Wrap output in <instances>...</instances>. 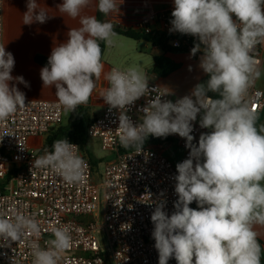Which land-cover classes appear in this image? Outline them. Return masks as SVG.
I'll return each instance as SVG.
<instances>
[{"label":"clouds","instance_id":"obj_1","mask_svg":"<svg viewBox=\"0 0 264 264\" xmlns=\"http://www.w3.org/2000/svg\"><path fill=\"white\" fill-rule=\"evenodd\" d=\"M89 3L63 0L58 5L68 17H80L81 26L70 29L68 39L53 47L40 71L43 85L55 87L58 102L70 113L89 102L104 72L101 42L110 47L119 35L112 23L95 15L81 16ZM117 6V0L96 4L105 16ZM26 7L23 24H42L50 18L37 0H27ZM171 15L170 31L198 39L191 54L203 52L199 66L207 81L175 103L157 94L143 108L139 124L126 113L128 106L148 95L146 73L137 66L112 68L105 75L108 87L103 94L109 109L120 112L122 148H135L138 154L149 136L178 134L190 149L189 158L176 165L175 211L169 215L165 202H160L151 214L158 264H168L171 258L177 264H261L264 248L255 225H264V126L257 128V113L247 94L260 76L252 53L264 43V0H174ZM14 66L13 54L0 44V121L27 105L25 93L10 86L15 80L30 87L22 76L11 75ZM198 113L200 127L211 131L200 135L197 146L191 133ZM51 147L33 165L51 169L69 185L85 182L88 165L77 145L64 138L54 140ZM194 201L198 208L190 207ZM26 235L41 236L35 218L16 210L11 217L0 215V246ZM51 237L46 247L33 243V264H58L60 255L73 245L66 226L53 227Z\"/></svg>","mask_w":264,"mask_h":264},{"label":"built area","instance_id":"obj_2","mask_svg":"<svg viewBox=\"0 0 264 264\" xmlns=\"http://www.w3.org/2000/svg\"><path fill=\"white\" fill-rule=\"evenodd\" d=\"M148 1L159 6L141 13L133 30L162 39L171 50L191 54L198 39L170 31L174 0ZM3 7L4 0H0V44H3ZM202 55V51H197L192 56L197 59ZM252 55L260 70L264 43L258 44ZM148 88V95L127 108L126 114L134 124L142 122L143 108L157 94L173 103L182 98L154 82H148ZM247 101L256 113L264 107V91L255 87V80L248 90ZM26 104L7 120L0 121V215L11 217L16 210L35 218L41 236L26 235L10 246H0V264H33V243L46 247L52 238L51 229L57 226H66L73 238L72 247L60 255L58 264H158L151 214L160 202H165L164 211L169 215L175 211L176 165L189 158L190 153L186 139L178 134L164 138L149 136L158 143L142 146L138 154L135 148L123 151L117 129L120 112L110 110L105 103L101 114L88 124L87 136L97 140L103 150L115 154V158L98 172L77 145L78 154L88 165L87 178L81 184L69 185L51 169L35 167L33 161L43 154L30 146L31 139L46 138L52 129L59 127L64 107L57 99L26 98ZM199 115L192 122L191 133L192 143L197 146ZM172 143L181 150L180 156L166 153V146ZM190 207L198 205L194 201ZM168 264L177 262L171 258Z\"/></svg>","mask_w":264,"mask_h":264},{"label":"crops","instance_id":"obj_3","mask_svg":"<svg viewBox=\"0 0 264 264\" xmlns=\"http://www.w3.org/2000/svg\"><path fill=\"white\" fill-rule=\"evenodd\" d=\"M10 1L11 0H4V7H3V14H4V30H3V44H5V50L9 52V37L8 31H16L18 36L23 33L31 30H36L37 35L36 37L32 38L35 42L38 43L37 47L33 48H26V52L24 53H14L15 59V66L12 70L11 75L13 77L22 76L25 81L28 82L30 87H25L23 83H18L17 81L13 80L10 82L11 85H15L20 91L24 92L26 98H42V99H57L56 97V89L54 86H44L43 82L40 77V71L44 67L38 64L35 60L38 57L49 58L51 51L54 46H57L60 43L65 42L68 39L67 33L70 29L79 28L80 24V17L71 18L68 17L66 14H63L59 11L58 5L63 3V0H37L39 7L46 10L49 13L50 18L45 23L34 22L31 25L23 24V15L27 11V0L25 2L15 1L16 6L13 10L10 11ZM98 0H90L89 5L82 10L81 16H91L97 13V4ZM120 0H117V8L114 10L111 15L105 16L102 14L103 21H107L112 23L114 26H121L126 29H133L134 23L137 21L138 17L146 11V9L150 8H157L159 3L157 2H149L148 0H123L120 3ZM20 29V30H19ZM18 30V31H17ZM21 30H23L21 32ZM119 36V35H118ZM142 41V40H138ZM153 47V46H152ZM48 48H51L49 51ZM156 48V47H153ZM158 49V48H157ZM165 55L170 59L172 63L178 64L179 67L177 70L173 71L171 74H168L165 77H160L152 72V77L148 82H154L159 86L163 87L164 89H168L172 95L175 92V87H177L176 83L180 82L179 75L181 71L184 70V64L192 63V66L196 64L192 60H187L186 55L184 53L179 52H168L158 54L156 56ZM155 56H153L154 59ZM138 56L132 55H124L119 52V49L116 47L112 49V53L107 51V46L105 45L104 55L102 57V63H104V72L101 75V78L96 81L95 90L89 99V102L86 105H83L79 108H84L88 111L91 116H98L101 114L105 101L103 99V94L105 89L108 87V82L105 79V75L112 69V68H122L126 69L129 66L126 65L127 63L133 61H137ZM153 59H152V67H153ZM195 60V58H194ZM24 61H29L27 66L23 68L22 63ZM200 64L198 63L196 67H192L197 71V78L193 83V89L197 84H200L201 80L207 75L204 71L200 68ZM260 71V76L255 79V87L261 91H264V63L262 64ZM180 88L177 89L179 91ZM181 97L186 95H191V91L184 94L181 92L178 94ZM78 108V109H79ZM77 109V110H78ZM65 110V109H64ZM76 111L75 115H76ZM66 111V110H65ZM64 111V112H65ZM202 113H200L198 117V124L200 126V118ZM75 117V116H74ZM256 126L259 129L261 126H264V107L257 113V121ZM211 129L201 128L200 135L202 133H208ZM199 135V136H200ZM46 138H33L30 140V146L42 153L45 154L43 151V146L45 145ZM173 145V143H172ZM175 146V145H173ZM176 147V146H175ZM177 148V147H176ZM181 151V150H180ZM167 152V151H166ZM169 154V153H167ZM181 154V152H180ZM176 156V155H175ZM180 156V155H179ZM255 230L258 232V240L264 248V225H255ZM261 264H264V249H262V256H261Z\"/></svg>","mask_w":264,"mask_h":264},{"label":"rangeland","instance_id":"obj_4","mask_svg":"<svg viewBox=\"0 0 264 264\" xmlns=\"http://www.w3.org/2000/svg\"><path fill=\"white\" fill-rule=\"evenodd\" d=\"M20 2H25L26 0H15ZM10 11L13 10V8L16 6L14 0L10 1ZM20 30V29H19ZM18 31V30H17ZM23 30H21L22 32ZM37 32L36 30H27V32H23L18 36V33L16 31H8V39H9V52L12 54L14 53H24L26 52V48H35L37 47L38 43L35 42L34 37H36ZM118 48L119 52L124 55H132V56H138L137 61H133L127 63L128 66H137L141 71L147 74L149 80L152 77V59L153 56H156L158 54H162L163 51L157 48H153L151 44L144 41H134L130 39H125L123 36H117L114 38V44L112 46H107V51L112 53V49ZM50 51L51 48H48ZM187 57L186 59L192 60L193 62H196L194 66H192V63H186L184 64L185 68L181 71V74L179 75L180 82L176 83L177 87L180 88L179 91H177L178 88L175 87V92H173L174 96H181L178 95L181 92L186 94L187 92H192L193 90V83L197 78V71L193 69L192 67H196V65L200 64V58L199 56L197 59L194 60L193 56L191 54H185ZM27 63L29 61H24L22 63L23 68L27 66ZM122 69V68H118ZM161 87V86H160ZM163 88V87H162ZM164 89V88H163ZM169 91L168 89H165ZM171 92V91H170ZM169 92V93H170ZM172 93V92H171ZM65 111V110H64ZM75 116V112H63L62 121L59 123V127L65 125L69 121L73 120ZM166 153H175L176 157L180 155V150L173 146L172 144H168L166 146ZM88 151L89 155L93 160H96L98 163V172H101L103 170L104 165L115 158V154H112L110 151L103 150L101 148V145L98 143L95 139H89L88 140ZM100 223V221H98Z\"/></svg>","mask_w":264,"mask_h":264},{"label":"trees","instance_id":"obj_5","mask_svg":"<svg viewBox=\"0 0 264 264\" xmlns=\"http://www.w3.org/2000/svg\"><path fill=\"white\" fill-rule=\"evenodd\" d=\"M96 17L103 21L102 14L97 11ZM114 30L119 34V36L125 37V39H130L134 41L142 40L144 42H148L151 44V46L156 47L163 51V53H172L177 52L174 50H171L170 47L166 46L162 39H157L156 37L140 34L133 29H126L121 26H114ZM102 47V57L104 55L105 51V44L101 42ZM38 64L42 66H46L48 63V58L44 57H37L35 60ZM179 67L178 64L172 63L168 57L165 55L161 56H155L153 59V67L152 72L153 74L165 77L168 74H171L173 71L177 70ZM208 79V76L206 75L200 83L206 82ZM209 96L215 97V94L209 93ZM95 116H91L88 111L84 108H79L76 112L75 117L73 120L69 121L63 126L57 127L56 129H52L51 132L47 135L45 139V145L43 146V151H52V143L54 140L57 139H64L66 138L68 141L75 143L78 145L81 153L87 157V159L90 161L92 166L95 169H98V163L96 160H93L88 151V136H87V126L91 123ZM158 143L154 138L148 137L143 146L147 144H155ZM133 149V148H129ZM129 149H123V151L129 150Z\"/></svg>","mask_w":264,"mask_h":264}]
</instances>
